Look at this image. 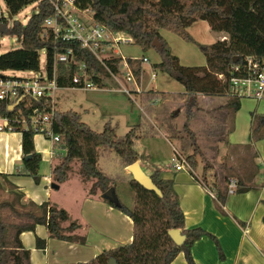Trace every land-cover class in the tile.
<instances>
[{"label":"trees","instance_id":"1","mask_svg":"<svg viewBox=\"0 0 264 264\" xmlns=\"http://www.w3.org/2000/svg\"><path fill=\"white\" fill-rule=\"evenodd\" d=\"M33 1L37 0H7V4L14 14ZM78 5L90 8L93 19L104 25L108 31L126 33L132 43L138 45L142 51L154 48L160 55V61L154 64V68L168 73L183 85L188 96L187 102L190 101L184 111L186 121L183 130L191 138L193 145V152L186 156V161L191 169H195L199 148L187 123L193 117L192 107L196 94L225 95L227 77L233 64L243 63L247 56L264 57V0H78ZM52 10L47 0H40L36 11L24 24L13 23L10 31L18 37L20 47L0 54V73L4 70L37 71L38 52L43 49L46 54L45 71L51 77L54 54L71 48V63L65 67L56 65L59 87L71 85V74L77 69L78 63H84L88 72L107 75L104 67L78 41L54 39L50 34L47 37L41 36L43 19L50 15ZM197 19L207 21L212 31L225 33L227 39L216 40L211 44L198 43L206 64L184 67L179 65L178 57L171 53L168 43L160 36L158 30L167 29L183 40L194 42L187 28ZM155 37L160 43L158 48L151 46ZM235 56L238 58L233 62ZM127 62L138 82L142 71V59L128 58ZM105 63L113 71L119 69L118 57L112 56L106 59ZM219 74L224 80L218 78ZM0 76L4 75L1 73ZM150 93L145 92V101L150 102L153 99L150 98ZM7 107L5 102L0 101V117H12L15 112L20 111L28 118L34 108L41 112L49 110L43 98L31 96H23L13 110H8ZM53 121L54 132L60 136V145L65 149L61 162L52 168L55 182L61 183L67 179L69 163L77 159L83 179H94L93 190L104 192L110 187L108 181L111 178L97 166L98 149L114 150L123 166L135 162L138 158V153L133 147L138 124L132 126L125 135L117 136L109 124H105L100 132L92 130L80 120L79 113L72 110L55 111ZM263 127L264 115H257L251 130L258 133V138L264 137L261 133ZM13 129L21 132L23 157L20 173L32 177L33 181L38 183L41 177L39 174L41 156L34 149V134L29 127L24 129L18 123L13 124ZM27 154H30V157L25 159L24 156ZM206 166L207 164L203 167V176L207 170ZM149 178L159 193L148 190L132 177L129 178L128 186L133 193L131 209L120 201L118 205H114L103 199L131 219V241L104 250L88 261L66 264H107L109 258H113L118 264H170L179 252L184 254L188 264H194L190 249L202 236L213 239L217 252L222 257L219 243L212 234L201 227L185 228L184 214L173 189L172 180L164 177L160 170H154L149 174ZM1 179L6 181V175L0 173ZM201 181L204 182L202 179ZM2 190L0 182V191ZM238 190L245 191L247 187H237L236 191ZM226 193L225 187L215 189V197L219 203H224ZM21 199V193L12 192L10 199L0 200V264H30L29 250L23 246L19 235L23 231L33 230L37 224L45 225L51 237L74 241L72 237L61 233L63 229L60 222L67 219L65 210L47 208L46 205H37L31 200L21 203ZM174 228L180 229L181 234L185 235L180 245L175 244L167 233L169 229ZM44 242L45 240L36 238V243L40 247Z\"/></svg>","mask_w":264,"mask_h":264},{"label":"crops","instance_id":"2","mask_svg":"<svg viewBox=\"0 0 264 264\" xmlns=\"http://www.w3.org/2000/svg\"><path fill=\"white\" fill-rule=\"evenodd\" d=\"M219 33L220 39L227 37L225 33ZM151 80H155V77ZM140 81L141 75L139 86ZM140 90L141 92L135 93L144 102L146 91L141 88ZM148 91L151 92L150 98H157L158 89ZM181 97L183 102L177 114L181 111L185 113L187 93L184 91ZM148 105L151 117L145 112L142 114L149 125L143 124L144 122L128 123L131 127L138 124L133 140V147L138 153L136 161L147 175L154 170H160L164 177L172 180L184 214L185 228L201 227L216 238L221 248L222 257L219 256L213 239L202 236L190 249L194 264H264V137L258 138V133L251 130L254 118L264 115V98L233 100L225 95L196 94L192 107L193 117L187 125L194 134L199 157L196 158L195 169L180 170L173 166V169H167L169 164L166 168L158 167L157 157L150 152L154 149L153 139L156 132L166 141L168 137H173L180 146L184 143L186 145L185 137L181 134L183 125L166 112L160 113L150 102ZM146 127L150 128L149 132H146ZM261 133L264 134V127ZM189 143L191 147V140ZM33 145L41 156V177L38 183L32 177L20 173L23 157L21 132L0 131V173L6 175V181L0 180L2 192L7 195L12 192L21 193V203L31 200L37 205L44 204L47 208L63 209L60 207L61 198L55 197L54 193L59 192L62 183L70 180L69 170L67 179L61 183L53 180L51 170L61 162L65 149L53 145L38 134L33 135ZM173 150L177 152L176 149ZM187 155L182 156L186 158ZM108 159L109 153L102 152L99 148L97 166L100 170L99 161L104 160L105 163ZM43 162L48 163V167H44ZM206 162L207 170L203 176ZM70 164L71 162L69 169ZM120 164V176L125 182L130 173L126 170L127 166H123L121 162ZM229 177L237 179L238 188L247 187V190L226 193L224 203H219L215 197V189L226 188ZM74 181L79 190L77 217L70 223L67 214V219L60 222L63 229L61 233L72 237L74 241L51 237L46 226L41 224H37L33 230L21 232L19 238L29 250L30 264L85 262L104 250L131 241V219L105 202L101 198L103 192L93 190L94 179L84 180L80 174ZM52 183L57 188H52ZM118 200L129 209L133 207V203L129 207L119 198ZM36 238L45 240L42 247L36 243ZM170 264L188 263L184 254L179 252Z\"/></svg>","mask_w":264,"mask_h":264},{"label":"rangeland","instance_id":"3","mask_svg":"<svg viewBox=\"0 0 264 264\" xmlns=\"http://www.w3.org/2000/svg\"><path fill=\"white\" fill-rule=\"evenodd\" d=\"M37 1L30 2L20 8L14 15L13 19L25 23L32 13L36 11ZM188 33L192 36L194 42L186 41L180 38L175 33L167 29H159L158 32L160 36L168 43L170 51L173 55L178 57L179 65L181 66H203L206 64L204 55L198 48L199 44H211L216 40L220 39V33L214 32L210 29L209 24L205 20L197 19L188 28ZM124 40H128V43H119L114 46L113 49L105 48V51L101 54L102 56H108L116 54L114 50H118L120 55L126 58H141L142 59V74L140 81V88L146 92L151 89H158L156 93L157 98L150 100V104L156 107L160 113H165L171 117H175L177 122L182 123L185 120V113L182 111L178 113V109L183 102L181 97L182 93L185 91L183 85L173 79L168 73L160 71L154 68V64L160 61L159 53L154 49L150 48L147 51H142L141 48L132 43L130 37L126 33H119ZM227 39V37H222ZM115 45V44H113ZM20 47V42L16 39L15 34H6L3 40L0 41V54L7 51L17 49ZM39 54V66L37 71L28 70H4L1 73L4 76L9 77H19V78H32L37 73L45 72L46 68V54L45 50H40ZM59 65V64H58ZM63 67L67 64H60ZM57 70V69H56ZM151 74L155 75V80H151ZM103 79L100 82L103 83L99 85L100 88L97 89H82V88H71V87H61L55 91V104L54 108L56 111L72 110L78 112L80 115V120L85 122L92 130L100 132L103 130L105 124H109L115 131L117 136H123L129 131L128 123H138L144 122L147 124L145 116L142 112L152 114L149 110V101H142L139 94L132 93L129 97L125 92L117 89L119 85L107 75L103 74ZM118 79L123 84V86L130 88V84L125 81L123 76H118ZM114 88V89H113ZM224 98V96H222ZM242 98L240 100H243ZM185 101V108L187 107L189 101ZM142 110V111H141ZM141 118V121H140ZM186 121V120H185ZM133 125V124H131ZM136 125V124H135ZM145 126V125H144ZM138 130V129H137ZM136 130V132H137ZM150 128L146 127V132H149ZM183 126L181 129V134L185 137L184 145L180 146V143L176 141L173 137H168L167 141L159 133L154 134V149L151 150V154L157 157L159 164L158 167L173 169L171 167L173 162L171 158L174 153V149L183 156L186 153L193 152V145L190 147L189 141L191 138L188 134L185 136L183 133ZM149 141V139H148ZM142 142H145L144 140ZM55 146H61L60 141L53 144ZM101 151L109 153V159L104 163V160L99 161V166L101 170L111 178L108 181V185L114 188L117 197L129 207L133 203V193L130 191L128 186L129 174L123 182L121 160L116 152L110 148H101ZM199 155V154H198ZM196 156L198 158L199 156ZM44 167H48V163H42ZM41 164V165H42ZM172 164V165H171ZM202 164L204 161L202 160ZM207 164V162L205 163ZM79 161L73 159L70 164V169L68 175L70 180L66 183L60 185L59 192H55V197L61 198V206L66 210L68 214V222H74L78 210V194L79 190L76 188L75 178L80 175L79 172ZM52 171V170H51ZM93 180V179H91ZM7 195L0 191L1 199H10L12 194ZM4 195V197H1Z\"/></svg>","mask_w":264,"mask_h":264},{"label":"built area","instance_id":"4","mask_svg":"<svg viewBox=\"0 0 264 264\" xmlns=\"http://www.w3.org/2000/svg\"><path fill=\"white\" fill-rule=\"evenodd\" d=\"M38 1L40 0H37V3ZM47 1L51 4L53 10L50 15L43 19L42 37H47L50 34L54 39L78 41L104 67L108 78L113 79L119 85L117 89L125 92L129 97L132 93L141 92L140 86L127 62L128 58L120 55L116 49L114 50L116 54L101 55L105 48L113 49L119 43H128V40H124L118 32L112 33L104 25L96 22L93 19L91 9L80 7L78 0ZM14 14L11 13L7 0H0V41L3 40L4 35L11 34L10 30L14 22H20L13 19ZM112 56L119 58V69L116 71H113L105 63V60ZM71 61L72 49L66 48L64 51L54 54L51 77L47 75L46 71L44 73L39 72L32 78L0 76V101L5 102L6 105L14 103L18 98L21 100L23 96H31L33 98H43L49 106L47 112H41L38 108H34L28 118L24 117L20 111L15 112L12 117H0V131H14L13 124L18 123L24 129L29 127L34 135L38 134L52 144L61 141L60 136L54 132L53 121V113L56 111L54 108L55 91L60 88L57 84L56 65H68ZM120 75L130 84V88L123 86L118 79ZM154 77L155 75L151 74L150 78L153 79ZM218 78L224 80L221 74L218 75ZM70 80L71 88L82 89H97L104 82H100V80H104L103 75L94 71L88 72L84 63H78L77 69L71 74ZM225 96L236 99L253 98L254 100L264 98V57L247 56L243 63L233 64L227 77ZM171 161L176 170L191 169L186 158L175 150ZM237 186V179L229 177L226 182L227 194L234 193Z\"/></svg>","mask_w":264,"mask_h":264},{"label":"water","instance_id":"5","mask_svg":"<svg viewBox=\"0 0 264 264\" xmlns=\"http://www.w3.org/2000/svg\"><path fill=\"white\" fill-rule=\"evenodd\" d=\"M152 47L158 48L160 46V43L158 41V39L155 37L151 43ZM238 56H235L233 58V62H235L237 60ZM1 75V73H0ZM20 102V98H18L14 103L9 104L7 109L8 110H13L14 107H16L18 105V103ZM25 159H28L30 157V154H27L24 156ZM126 170L131 174L132 179L135 180L136 182H138L141 186H143L144 188L148 189V190H154L157 193H159L156 189V187L153 185V183L151 182V179L149 178V175H147L146 173H144L142 171V169L140 168L139 164L137 161L127 165ZM52 188H57L56 184H51ZM101 198L107 199L109 202L113 203L114 205H118L119 204V200L117 195L115 194L114 188L113 187H108L102 194H101ZM168 235L170 236V238L175 242V244L180 245L183 243L184 239H185V235L181 234L180 229H169L167 231ZM107 264H118L115 262V260L113 258H109L107 260Z\"/></svg>","mask_w":264,"mask_h":264}]
</instances>
